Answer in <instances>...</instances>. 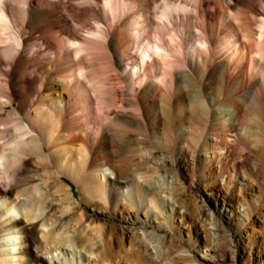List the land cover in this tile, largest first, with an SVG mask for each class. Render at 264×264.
I'll return each instance as SVG.
<instances>
[{
    "label": "bare ground",
    "instance_id": "bare-ground-1",
    "mask_svg": "<svg viewBox=\"0 0 264 264\" xmlns=\"http://www.w3.org/2000/svg\"><path fill=\"white\" fill-rule=\"evenodd\" d=\"M6 1L0 0V41L3 38L4 44L14 42L21 49L22 39L14 34L15 23L5 8ZM88 5L85 9L78 7L80 13L86 12L91 20H96L99 14H90V10L100 8L106 19L112 21V28L124 14L130 18L131 38L140 64H127L124 71L131 74L137 85L146 79L162 83L150 114L153 122L162 125L163 141L169 148L183 144L186 166L191 155L203 150L204 169L211 176L232 182L241 162L249 157L258 166L264 165V148L260 147L264 144V0H163L152 21L159 28V23L166 26L173 16L175 22H170L175 31L163 32V36L156 34L155 42L150 40L147 9L134 1L91 0ZM94 25L95 30L83 34L88 40L66 37L62 41L61 48L71 62L85 55L93 59L97 54L100 40L105 37L102 23L95 21ZM196 78L210 89L206 98L203 86L194 82ZM86 79L87 70L83 67L72 70L66 78L51 79L41 107L23 117L8 111L7 103L0 109V121L4 115L10 118L0 122V264H76L74 257L83 248L85 264H120L121 253L116 246L122 243L115 231L106 240L102 235L104 225H89L100 240L86 247L92 238L81 234L80 227L89 218L83 202L94 207L102 205L112 214L119 210L129 214L144 212L147 219L154 212L165 215L162 206L166 203L160 192L166 183L161 182L164 176H158L151 164L161 170L164 160L169 159L155 156V149L143 132V117L135 116L136 129L132 132L123 128L105 132L104 147L95 154L89 139L90 133L99 136L104 132L100 124L93 126L86 119L83 127L72 131H59L58 126L51 124L53 116H62L63 95L72 90L74 83L82 85ZM92 83L97 92L105 93L103 79L93 77ZM121 84L120 76L112 78L113 87ZM154 84L152 88H156ZM81 90L87 98L86 90ZM174 92L185 96L189 104V109L178 116V129H174L170 98ZM113 101L122 103L116 98ZM130 106L137 111L145 108L136 99L130 100ZM114 107L105 106L104 119L118 124L111 115ZM11 131L14 137L5 138ZM254 149L259 153L255 154ZM29 152L38 155L46 167L45 175L23 176L18 170ZM50 163L55 172L50 171ZM64 178L77 184L81 199ZM176 201L170 200L171 205ZM247 214L251 215L252 210ZM164 226H170L169 222L161 223L162 233L166 231ZM149 229L138 233L141 248L153 245L155 255L162 258L153 260V264H165V238ZM207 247L212 248V244L206 242L202 246ZM141 248H131L124 258L131 263L148 264ZM54 253H59L57 258L45 257ZM71 254L72 260L68 257Z\"/></svg>",
    "mask_w": 264,
    "mask_h": 264
},
{
    "label": "rangeland",
    "instance_id": "rangeland-1",
    "mask_svg": "<svg viewBox=\"0 0 264 264\" xmlns=\"http://www.w3.org/2000/svg\"><path fill=\"white\" fill-rule=\"evenodd\" d=\"M132 1L148 11L151 20V41H156L158 33L164 35L163 32L175 31L173 16L170 20L172 23L166 21L168 27L162 22L157 28L158 23L152 21L155 19L156 7L161 6L163 0ZM90 3L91 0H7L5 8L14 20V34L22 39V48L17 49L14 42L4 44L3 38L0 41V109H3V103H7L8 111L16 112L22 117L39 109L40 102L49 91L51 79L66 78L72 70L83 67L87 70V79L82 85L74 83L72 90L63 95L65 107L62 116H53L51 124L58 126L59 131H72L85 125L86 119L91 120L93 126L100 124L103 133L99 136L90 133L89 142L95 154L104 147L105 132L122 128L132 132L136 129L135 116L139 115L143 117V132L149 145L155 149V156L169 159L164 160L166 163L161 170H157L154 163L151 164L158 176H164L161 182L166 183L160 192L162 200L166 203L162 206L166 209L165 215L158 214L159 217L154 212L150 214V219H147L144 212L129 214L119 210L112 214V211L102 205L94 207L83 202L89 218L80 227L81 234H88L92 238L90 243L85 244L86 247L100 240L99 235L89 229V225H104L103 237L109 240L115 231L122 243L116 246V250L121 253L118 257L120 264H135L124 258L125 253L131 248H141L142 242L138 233L149 227V231L160 233L165 238V264H264V165L258 166L254 159L249 157L241 162L232 182L227 178L223 180L221 176H211L208 169H204L206 158L203 156V150L196 156L191 155L190 164L186 166L183 144L180 142L169 148L163 141L162 125L153 122L150 114L153 104L156 103L155 99L159 96L157 88L162 83L155 80L154 84L150 79H146L143 84L137 85L131 74L124 71L127 64H140L131 38L130 18L124 14L120 22L112 28V21L106 19L100 8L90 10V14H99L96 20H91L86 12L80 13L78 7L85 9ZM95 21L102 23L105 37L100 40L102 44L98 45L97 54L93 59L92 56L85 55L81 60L71 62V58L67 57L61 48L62 41L66 37L88 40L83 34L87 30L96 29ZM184 51L187 53V48H184ZM186 57L187 55H184L183 59ZM151 71L149 68V76ZM116 75L123 79V84L113 87L112 78ZM93 77H100L106 84L103 95L97 92L96 86L93 85ZM194 82L203 86L206 98L210 90L208 86L199 78ZM153 84L156 88H152ZM82 88L86 90L88 99L82 95ZM180 96L176 92L170 93L173 118L176 122L174 129L179 127V114L184 109H189L185 96ZM100 97L102 100H99ZM114 98L122 103L115 104ZM131 99L138 100L145 110L137 111L131 107ZM111 104L115 105V112L111 115L118 124L104 119L105 106ZM1 118V123L10 119L6 115ZM262 134L264 140V130ZM5 136L7 139L13 138L14 132L6 133ZM231 139H234V136H231ZM261 145L260 147L264 148V144ZM257 151L254 153L258 154ZM49 166L51 172L56 171L54 164L50 163ZM45 168L38 155L29 152L18 170L23 176L45 175ZM64 180L81 199L77 184L69 178ZM143 183L148 184L146 181ZM174 199L177 201L171 205L170 200ZM250 209L252 214L248 215ZM157 216L160 219H157ZM165 217L169 220H164ZM167 222L170 226H164L166 231L162 233L161 223ZM113 227L116 230H113ZM206 242L212 244V248L203 249L202 246ZM141 249L148 259V264H153V260L161 261L162 258L155 255L153 245L148 249ZM84 252L85 248L79 255H75L76 264L86 263ZM58 254L45 257L51 260V257L57 258ZM68 257L73 259L72 254Z\"/></svg>",
    "mask_w": 264,
    "mask_h": 264
}]
</instances>
